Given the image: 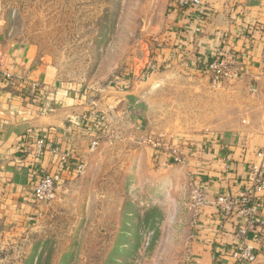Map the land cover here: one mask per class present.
<instances>
[{"label":"rangeland","instance_id":"obj_1","mask_svg":"<svg viewBox=\"0 0 264 264\" xmlns=\"http://www.w3.org/2000/svg\"><path fill=\"white\" fill-rule=\"evenodd\" d=\"M169 1L0 0V31L34 46L60 83L97 104L150 80L147 63ZM158 80L143 96V123L133 121L124 93L104 105L105 132L74 180L26 220L0 222V264H186L191 176L182 164L162 166L153 146L200 132L207 111L181 93L184 81Z\"/></svg>","mask_w":264,"mask_h":264},{"label":"crops","instance_id":"obj_2","mask_svg":"<svg viewBox=\"0 0 264 264\" xmlns=\"http://www.w3.org/2000/svg\"><path fill=\"white\" fill-rule=\"evenodd\" d=\"M204 13L188 16L169 9L148 59L150 80L135 82L127 94L117 90L113 98L97 104L83 91L60 83L57 71L34 46L9 42L0 31V222H20L32 214L37 203L32 190L42 172L58 175L59 186L74 180L105 132L98 121L104 105L111 107L122 100L116 98L128 95L133 121L139 116L143 123L147 87L155 89L159 78L177 79L185 84L181 93L196 99L194 109L207 111L200 114V132L168 135L161 150L154 149L162 166L178 151L183 168L203 194L204 203L192 216L186 264H235L232 253L244 241L255 250L253 264H264V226L248 227L241 235L239 227L246 222L222 218L215 205L219 193L235 192L249 168L261 163L264 0H207ZM228 55L238 78L213 87L206 65ZM33 82L38 89L30 88ZM37 139L42 141L38 157L33 154ZM258 195L264 218V191Z\"/></svg>","mask_w":264,"mask_h":264},{"label":"built area","instance_id":"obj_3","mask_svg":"<svg viewBox=\"0 0 264 264\" xmlns=\"http://www.w3.org/2000/svg\"><path fill=\"white\" fill-rule=\"evenodd\" d=\"M207 0H170L169 9L175 12L187 13H204V7ZM223 58V57H222ZM206 71L209 74V81L213 87H218L224 82L233 81L238 78L237 72L232 69L231 56L223 59H213L206 65ZM32 90L38 89L36 83H30ZM103 123L104 117L98 118ZM96 143H91L94 148ZM35 150L33 154L39 156L42 149V141H35ZM156 149L161 148L160 143H154ZM257 157L261 158L260 165H252L246 179L241 180L235 192H221L215 198V205L219 210V214L224 219L229 217H237L246 222L245 226L239 227V234L246 235L248 227L264 226V218L261 216L262 198L258 193L264 191V177L261 172L264 171V149L257 153ZM170 160L173 164H181V154L173 150L170 153ZM190 200L194 210L199 209L203 203V194L198 186H196L191 178ZM60 178L58 175H50L42 172L33 186L32 196L37 203H46L55 198L56 190L59 186ZM235 264H253L256 260L254 248L244 241L232 253Z\"/></svg>","mask_w":264,"mask_h":264}]
</instances>
